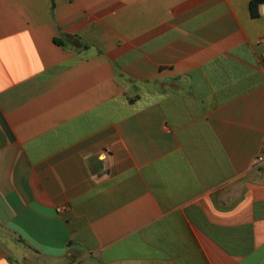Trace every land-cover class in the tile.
<instances>
[{"label": "crops", "instance_id": "1", "mask_svg": "<svg viewBox=\"0 0 264 264\" xmlns=\"http://www.w3.org/2000/svg\"><path fill=\"white\" fill-rule=\"evenodd\" d=\"M251 1L0 0V264H264Z\"/></svg>", "mask_w": 264, "mask_h": 264}, {"label": "trees", "instance_id": "2", "mask_svg": "<svg viewBox=\"0 0 264 264\" xmlns=\"http://www.w3.org/2000/svg\"><path fill=\"white\" fill-rule=\"evenodd\" d=\"M260 4H264V0H252L251 1V11L253 16H259L258 8ZM57 43L62 44L60 41L56 40ZM86 47H89L86 45Z\"/></svg>", "mask_w": 264, "mask_h": 264}]
</instances>
